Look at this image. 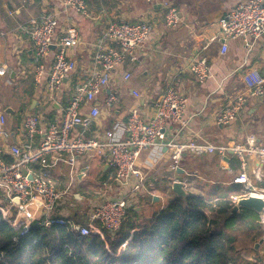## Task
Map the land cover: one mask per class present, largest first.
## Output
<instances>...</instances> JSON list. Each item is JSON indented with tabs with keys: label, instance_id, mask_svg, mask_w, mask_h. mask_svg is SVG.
<instances>
[{
	"label": "crops",
	"instance_id": "1",
	"mask_svg": "<svg viewBox=\"0 0 264 264\" xmlns=\"http://www.w3.org/2000/svg\"><path fill=\"white\" fill-rule=\"evenodd\" d=\"M169 1L176 7L179 17V24L174 28L165 26L163 10L157 4L143 0H85L87 15L66 10L58 0H0V69L5 71L0 76V104L4 111L9 108L13 112L7 114V136L0 142V149L6 150L26 139L23 123L27 116H36L43 129L49 124L61 123L62 109L68 104L76 83L87 80L93 70L99 71L93 64L94 45L111 22H146L152 28L142 48L135 50L132 59L118 65L109 85L95 94L93 105L98 107L99 114L84 131L85 138L104 140L105 133L114 126L125 130L130 110L136 106L142 118L149 120L160 97L173 89L185 99L182 118L187 126L181 128L175 124L169 128V139L213 145L230 141L245 144L247 137L253 135L257 143L264 146V87L261 95L251 96L244 83L245 76L252 71L264 76V36L250 50L244 41L222 36L218 20L239 0ZM45 11L56 18L55 39L62 35L66 23L74 25L79 35V44L68 52L76 69L52 94L48 92L47 75L54 47L42 59L44 71L40 81L36 82L33 45L20 31L22 25L38 20ZM223 42L227 45L224 55L221 54ZM198 59L206 60L210 74L203 83L197 82L188 71V64ZM126 73L131 76L128 81L123 79ZM132 91L139 92L140 98H134ZM109 94L115 95L117 100L110 108H105ZM239 95L246 98L236 120L227 125L217 124L220 112L225 106L234 105ZM90 108V104L85 103L80 108L81 114L87 115ZM82 132L83 128L76 126L71 135ZM39 139V135L34 137L35 144ZM72 158L73 161L67 154L51 156L42 170L57 190H69L68 197L59 207L58 218L69 219L76 227L101 226L99 222L89 223L92 210L123 196H127L126 222L135 218L149 221L180 198L171 189L174 182L183 184L185 197H202L208 203L228 199L234 205L231 198L237 197L240 191L238 186L230 184L233 175L239 171V162L232 154H228L222 164L215 154L194 156L184 153L177 168H172L170 150L141 151L136 169L146 181L144 188L135 193H140L139 196L127 191L131 179L137 183L138 178L131 177L130 182L121 185L115 180L114 169L106 159L87 154ZM248 166L251 182L264 189V180L257 182L253 177L256 170L264 171V164L252 156ZM223 186L230 188L226 195L221 194L220 187ZM0 208L5 212V219L16 218L17 208L10 204L3 187H0ZM29 212L34 217L32 226L42 224L45 217L40 207L32 205ZM206 214L215 223L211 225L213 232L226 229L225 219L215 217L212 212ZM256 222L261 225L258 215ZM261 226L263 233L257 239L240 238L234 244L237 253L247 260L260 258L254 245L264 237V226Z\"/></svg>",
	"mask_w": 264,
	"mask_h": 264
},
{
	"label": "built area",
	"instance_id": "2",
	"mask_svg": "<svg viewBox=\"0 0 264 264\" xmlns=\"http://www.w3.org/2000/svg\"><path fill=\"white\" fill-rule=\"evenodd\" d=\"M66 10H73L82 15H87L85 0H58ZM148 4H157L163 10L164 23L167 28H174L179 24L176 7L169 0H143ZM56 18L54 14L45 11L38 20L22 25L20 31L25 34L33 45V61L35 62L34 79L39 82L43 74L42 59L54 47V56L50 71L47 75L48 92L59 90L68 75L76 69V63L69 58L68 52L79 44L77 28L69 23L63 27L62 35L55 39ZM218 28L225 39L242 40L250 50L253 44L264 36V0H239L222 18L218 20ZM151 25L146 22L127 23L111 22L97 37L94 51L93 64L99 71H92L87 80L77 82L68 104L62 109V121L59 125L49 124L45 129L40 128L36 116H27L23 123L26 139L17 145H12L6 150L0 149V187L7 190L9 202L17 208L16 218L5 219V212L0 208V213L5 221L15 230H21L20 235L28 233L34 217L29 208L32 205L40 207L44 221L42 225H57L68 230L76 229V225L69 219H61L59 207L69 195V190L59 191L48 179L42 170L51 156L67 154L98 155L107 160L114 169L117 182L127 184L131 177L138 178L129 191V194L139 192L145 186L146 178L136 169V162L141 151L170 150L172 168H177L178 161L184 153L194 156L215 154L222 164L228 154L234 155L239 162V171L234 174L230 184L240 189L237 197H232L235 204L238 198L250 195L264 198V189L256 187L250 180L248 159L255 157L264 164V146L257 143L256 138L250 135L245 144L230 141L226 144L213 145L201 144L192 140L176 142L168 138L167 130L175 124L187 126L183 120L185 99L173 89H168L155 105V112L149 120L142 118L139 107L130 110L127 127L121 131L114 126L105 133L104 140L85 138L84 131L97 118L99 109L93 105L95 94L109 85L110 77L118 65L124 64L133 58L135 50L142 48L150 31ZM216 40V38H212ZM227 50L225 42L221 44V54ZM188 71L199 83L210 77L205 59L191 61ZM5 71L0 69V76ZM130 74L123 75L128 81ZM246 89L251 96L263 93L264 76L256 71L250 72L244 78ZM134 98L139 99L140 93L132 91ZM245 96H237L234 105L225 106L216 118L219 125H227L236 120L239 111L245 103ZM117 98L109 94L104 106L110 108ZM91 108L87 115H82L80 108L85 104ZM7 114L0 104V142L7 132L5 129ZM76 126L83 128L78 135H71ZM124 133V136H122ZM39 135L37 144L34 137ZM7 158L9 160H7ZM40 168V169H38ZM255 181L264 180V171L256 170L253 173ZM127 218V196L107 201L95 207L89 215V223L99 222L102 229L112 238L119 233ZM258 221L264 226V211L258 215ZM77 238L90 234L88 226H79ZM264 264V262H263Z\"/></svg>",
	"mask_w": 264,
	"mask_h": 264
},
{
	"label": "trees",
	"instance_id": "3",
	"mask_svg": "<svg viewBox=\"0 0 264 264\" xmlns=\"http://www.w3.org/2000/svg\"><path fill=\"white\" fill-rule=\"evenodd\" d=\"M230 200L206 202L187 196L170 203L151 220L124 222L114 238L94 224L90 234L57 225H33L28 233L12 228L0 213V264H258L234 248L242 239L263 233L248 209L232 213ZM206 212L225 219L226 229L213 232Z\"/></svg>",
	"mask_w": 264,
	"mask_h": 264
},
{
	"label": "water",
	"instance_id": "4",
	"mask_svg": "<svg viewBox=\"0 0 264 264\" xmlns=\"http://www.w3.org/2000/svg\"><path fill=\"white\" fill-rule=\"evenodd\" d=\"M5 113L10 115L13 112L8 108L5 110ZM183 188L184 186L181 182H174L171 187L172 191L180 198L186 196ZM241 209H248L253 211L256 215H260L264 211V198L253 195L240 197L233 205L232 213H236ZM78 229L79 226L76 227V230ZM254 248L258 251L260 258L264 261V237L258 240V242L254 245Z\"/></svg>",
	"mask_w": 264,
	"mask_h": 264
},
{
	"label": "rangeland",
	"instance_id": "5",
	"mask_svg": "<svg viewBox=\"0 0 264 264\" xmlns=\"http://www.w3.org/2000/svg\"><path fill=\"white\" fill-rule=\"evenodd\" d=\"M130 182V181H129ZM136 182H135V180L134 179H131V183L128 185V187H127V191H130V189L132 188V186L135 184ZM255 184H257V183H255ZM218 188V187H217ZM230 188L229 187H227V186H223V187H220V191H222V193L221 194H223V195H226L225 194V192H227L228 190H229ZM140 195V193H137V194H135V196H139ZM264 235V234H263ZM259 240V239H258ZM263 260H262V262H260L259 264H263Z\"/></svg>",
	"mask_w": 264,
	"mask_h": 264
}]
</instances>
